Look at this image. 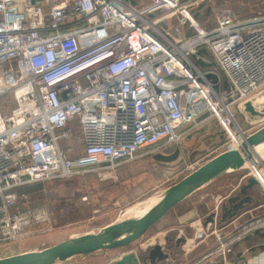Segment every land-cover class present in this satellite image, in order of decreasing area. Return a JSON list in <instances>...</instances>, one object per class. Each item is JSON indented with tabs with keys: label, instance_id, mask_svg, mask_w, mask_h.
I'll return each instance as SVG.
<instances>
[{
	"label": "built area",
	"instance_id": "1",
	"mask_svg": "<svg viewBox=\"0 0 264 264\" xmlns=\"http://www.w3.org/2000/svg\"><path fill=\"white\" fill-rule=\"evenodd\" d=\"M184 1L0 0V241L51 219L44 205L19 209L26 193L17 186L117 177L121 166L175 140L176 129L205 106L229 133L230 103L245 109L251 100L262 109L253 98L264 84V0L247 17L224 9L207 27ZM160 10L169 13L154 18ZM177 13L173 29L157 26ZM185 23L191 36L179 34ZM202 46L225 73L223 92L219 73L192 60ZM76 129L81 142L71 145ZM147 146L153 148L143 153ZM262 227L264 215L221 252Z\"/></svg>",
	"mask_w": 264,
	"mask_h": 264
},
{
	"label": "rangeland",
	"instance_id": "2",
	"mask_svg": "<svg viewBox=\"0 0 264 264\" xmlns=\"http://www.w3.org/2000/svg\"><path fill=\"white\" fill-rule=\"evenodd\" d=\"M138 1L145 2L147 0ZM183 4L189 5V9L196 20L205 27L216 23L217 17L223 13L224 9H230L239 17H247L255 13L257 8L260 6L259 2L255 0H189L187 2L185 0ZM167 13L169 12L165 10H160V12L157 11L154 14V18L162 19V17H164ZM180 17L182 16L177 13L172 18H167L162 22H158L159 24H157V26L164 23L173 27L174 25L172 24L174 23H172V21L176 23ZM197 55H199V53H195L193 55L195 57H192L194 58L192 59L194 62H196L195 59H198ZM210 62V59L205 58V63H203L207 64ZM198 67H200L202 71H217L220 77V82L217 86L220 91L223 92L225 79L224 71L218 67L216 68V65L215 67L205 66V68L198 65ZM208 77L214 81L216 80V77L219 79V77L214 73H210ZM4 98H11V94H7L2 97V99ZM260 98L262 101L257 104V106L263 108L264 84L256 92L253 99L258 100ZM227 102L228 101L226 100V103ZM230 109L235 116L234 118H236L235 123L232 124V134L226 130V126L222 124L218 116L215 115L210 107L205 106L201 114L207 113L209 119L219 121L226 133L225 135L228 142L227 146L232 145V147L235 148L242 142L243 135H247L252 130L256 129L260 124H256V122L252 123V120H246L244 118L240 110L243 112L245 111L241 106H239L238 101L230 103ZM226 114L227 112H225V115ZM251 119L256 118L252 117ZM243 124L244 127H241ZM204 126L205 125L199 126V130L203 129ZM240 129L243 130V132H240ZM196 132L197 131L192 133L193 138H196ZM80 137L81 133L79 129H76L74 139L70 144L72 145L73 142L79 143ZM192 141H194V139H192L191 142ZM176 145L177 144L164 153H152L148 156L149 158L133 163L130 167V171H128L124 178H118V176L114 177L113 175L106 176L102 179L96 176L77 177L71 179L44 181L40 182V184L33 183L31 185H27L24 191L28 194V198L26 200L21 199L18 202L19 209H22V207L44 205L49 208L51 219L50 221L36 223L31 228H27L32 230L31 233H27L26 230L23 235H20L15 239L0 241V257L21 252L23 250L39 249L70 236L81 235L87 232H97L103 226L123 219L124 217L122 213L129 206L134 205L138 201H142L146 197L162 195L170 185L183 178L190 172L191 169L189 168V170H185L189 161V158H187L186 155H183L184 158H179L174 162H166L169 160L167 158H171L175 155L178 148L180 150L181 146ZM152 148L153 147L151 146H147L145 149L150 150ZM161 159L164 162H161ZM256 168L257 169L254 170L249 166H246L244 169L235 172L231 179H239L244 173H251L252 175H256L258 177L261 175V170H264V159ZM257 179L264 195V184L259 178ZM228 188L229 187H224L222 189L225 191L228 190ZM137 192H139L138 194H140V196H137L135 200H132V198L137 195ZM263 197L258 196V199L264 200ZM1 202L2 201L0 199V205ZM156 228L152 229L150 233L154 232ZM108 253V258H113L112 252L109 251ZM83 259L84 258L82 256L78 255L70 258L69 260L59 261L55 264H84ZM103 261L104 260H102V262Z\"/></svg>",
	"mask_w": 264,
	"mask_h": 264
},
{
	"label": "crops",
	"instance_id": "3",
	"mask_svg": "<svg viewBox=\"0 0 264 264\" xmlns=\"http://www.w3.org/2000/svg\"><path fill=\"white\" fill-rule=\"evenodd\" d=\"M255 1L259 2V0ZM219 17L220 16H218L217 19ZM172 23H174L172 24L174 25L173 27L164 23H161L158 27L167 30L169 28L173 29L175 24H178L174 21H172ZM216 23L211 26H214ZM193 33L194 31L188 23H185V25L182 26V31L179 32L180 35L185 37L191 36ZM198 53V59H195L196 65L199 63L198 65L203 66V68H205V66L215 67L216 65V68H219L217 60L209 47H200ZM192 57L195 56L192 55ZM205 58L210 59L211 62L204 64ZM224 78V88H226L228 87V80L225 75ZM255 103L259 104L261 102L255 100ZM230 111L232 112L231 109ZM240 112L246 120H252L251 122H256V124L259 123L260 125L257 128L264 124V115L256 116L247 111L243 112L241 110ZM252 117H255L256 119H251ZM202 125L205 126L203 129L199 130L198 127ZM241 127H244V124L241 125ZM195 131H197L195 133L196 138H193L192 133ZM176 134L177 138L175 140L170 142L167 140L163 141L153 153H164L174 147L175 144L181 146L180 150L178 148L175 155L171 158H167L169 160L166 162H174L179 158H184L183 155H186L187 158H189V161L186 166L187 169L185 168V170H189L190 165L192 164H196L197 167L218 153L229 148V145L227 146L228 142L224 128L219 121L209 119L207 113L199 115L194 122L185 123L178 127L176 129ZM192 139H194V141L191 142ZM79 140L81 142V139ZM146 151L147 149H144L142 152L146 153ZM149 155L151 154H144L133 163L147 159L149 158ZM160 161L164 162L162 159ZM133 163L121 166L117 171L118 178H124L128 171H130V167ZM242 169L223 173L196 189L188 197L172 207L160 219V221H158L142 237L133 241L128 246L108 249L106 251L99 250L89 255H80L84 258L83 263L110 264L123 253L131 250L136 251L141 255H147L149 249L154 244L160 243L168 253V257L161 261H157L155 264H264V227L253 230L243 238L234 242L230 252L223 254L220 249L221 244L237 235L244 224L264 215V200L258 199V196L263 197L264 195L261 190L262 188H260L257 183L247 189V194L252 197V202L247 203L246 207L240 209L236 215L222 220L221 203L225 202L228 207L229 197L237 193L241 185L248 183V178L252 175L244 173L239 179H231L235 172ZM260 174L261 175L258 177L255 176L264 184V170H261ZM27 185L17 186L15 191L24 194L26 193L24 189ZM224 187H229L228 190H225L226 192L222 189ZM138 193L139 192H137V195L134 196L132 200H135L137 196H140ZM27 198L28 194L20 198L18 202L21 199L26 200ZM139 202L140 201L134 205ZM134 205L129 206L124 211ZM211 213H215L214 220L212 221L208 220ZM154 228H156V230L150 233ZM26 230L27 233H31L32 231L27 228ZM109 251L112 252L113 258H108ZM102 260L104 261L102 262ZM144 264H150V262L147 261Z\"/></svg>",
	"mask_w": 264,
	"mask_h": 264
},
{
	"label": "water",
	"instance_id": "4",
	"mask_svg": "<svg viewBox=\"0 0 264 264\" xmlns=\"http://www.w3.org/2000/svg\"><path fill=\"white\" fill-rule=\"evenodd\" d=\"M245 111L256 116L264 115V107L258 109L251 100L244 102ZM242 146L229 147L191 170L179 181L170 185L161 195L153 207L139 218H127L111 222L97 232H87L70 236L49 246L39 249L25 250L0 257V264H55L66 261L76 255H89L99 250L125 247L142 237L176 204L188 197L196 189L227 172L241 169L253 158L255 147L264 142V124L259 128L243 135ZM251 174V173H250ZM258 183V179L251 175L248 183L240 186L237 193L228 199L229 206L221 203L222 220L232 217L238 211L252 202L247 189ZM215 213H211L208 220H214ZM168 257V253L160 243L154 244L147 255L136 251H127L110 264H144L147 261L155 264Z\"/></svg>",
	"mask_w": 264,
	"mask_h": 264
},
{
	"label": "bare ground",
	"instance_id": "5",
	"mask_svg": "<svg viewBox=\"0 0 264 264\" xmlns=\"http://www.w3.org/2000/svg\"><path fill=\"white\" fill-rule=\"evenodd\" d=\"M183 12L185 14H187L186 11H185V9H183ZM188 15H190V13H188ZM258 100L260 102L262 101L261 98L258 99ZM229 117L235 123V119H234V117L231 116L230 113H229ZM225 122H227V121H225ZM226 126H228L227 123H226ZM230 131H232V128L230 129ZM240 132H242L241 129H240ZM243 138H244V136H243ZM242 142H243V140H242ZM242 142L238 146H236V147L242 146ZM263 147H264V142L255 147V149H256L255 150V154L256 155H254L253 158H251L245 164V166L243 168H245L246 166H249L250 168H252L254 170L257 169L256 167L258 166V164H261V162L264 159V149H263ZM258 148H260V149H258ZM160 199H161V195L145 198L144 200L140 201L138 204H136L133 207L129 208L128 210L124 211L122 213V215L124 217L123 219H127V218H139V217L143 216L151 207H153L158 201H160Z\"/></svg>",
	"mask_w": 264,
	"mask_h": 264
}]
</instances>
